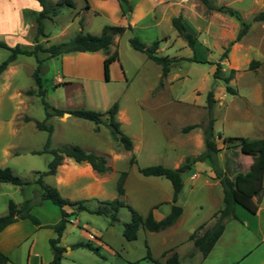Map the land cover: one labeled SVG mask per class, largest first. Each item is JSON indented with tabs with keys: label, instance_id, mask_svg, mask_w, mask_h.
<instances>
[{
	"label": "rangeland",
	"instance_id": "obj_1",
	"mask_svg": "<svg viewBox=\"0 0 264 264\" xmlns=\"http://www.w3.org/2000/svg\"><path fill=\"white\" fill-rule=\"evenodd\" d=\"M49 1L51 4L55 2ZM72 1V7L61 4L56 14L42 19L46 35H39L38 42L46 45L66 40L79 28L97 33L103 24L110 23L108 16L96 13L95 8H87L89 12H83L84 7H78L81 0ZM229 1L227 4L237 9L249 22L241 46L233 48L230 40L221 45V39L211 37L212 41L218 43L211 45L208 51L196 47L195 53L198 58L213 62L218 60L221 74L233 68L232 77L228 80L235 89L233 93L224 89L221 79L212 77L214 63L187 58L191 56V49L179 35L168 39V46H163V49H155L159 54L175 58L162 76L160 65L143 51L132 48L127 40L135 35L145 42L146 35L154 34L152 28L143 33L126 28L118 39L110 43L108 51L115 49L117 58L109 62L108 78L103 73L104 52L101 49L71 51L48 56L41 61L39 74L45 90L44 100L55 107L96 110H104L115 101V116L120 128L132 141L130 149H123L111 137L104 123H99L98 129L94 130V123L90 120L72 114L50 115L45 118L46 122L52 124L50 146L76 143L102 153L108 169L98 173L91 167H84L82 161L75 163L63 157L55 172L43 175V180L68 198L118 196L141 215L150 209L155 218L166 214L171 203L181 206L177 220L169 226L159 230L138 226L136 236L131 239L122 234L123 222L129 219L130 214L125 204L118 207L113 221L107 215L87 210L70 214L58 241L64 246L61 264H153L152 259L146 256L147 248L150 255L160 261L172 250L178 252V264H188L194 260L192 251L196 249L187 234L194 229L199 233L215 220L217 213L214 210L222 204L220 184L208 185L203 172L193 163L181 172L182 186L172 201V187L166 177L141 174L137 167L153 163L176 166L186 155L202 150L201 135L190 133L199 126L187 131H181V126L205 120L207 89L212 90L214 97L211 110L213 131L222 135L252 137L264 127V18L251 19L253 13L264 8V0ZM197 2L199 11L204 8L206 12H211L201 0ZM19 4L29 10L27 14L24 13L25 9L21 10V22L26 23L22 34L15 36V30H10L11 26L17 27L19 23L16 12H11L8 21L0 22V39L10 45L18 42L31 46L35 37L33 14L38 4L36 0H19ZM228 17L236 25L237 31L238 20L232 15ZM199 26L202 27V24L199 23ZM159 27L166 31L165 25L160 24ZM169 27L174 30L171 25ZM209 27L212 31L218 29L213 22ZM163 42L162 39L158 40L160 45ZM224 48L225 56L220 58ZM7 52V49L0 47V60ZM45 54L38 52V56ZM252 59L260 62L257 67L256 64L249 67ZM13 63L15 65L7 73L8 78L0 80V166L7 165L13 173L31 179L34 177L33 171L44 170L50 158L47 152H32L41 149L47 136L46 130L34 126L35 119H44V109L32 77L36 64L34 57L17 54ZM56 75L65 77L64 82H56ZM255 87L259 89L262 101L252 100L258 91ZM27 88L33 91L25 93ZM25 116L29 119H25ZM220 146L219 150H228L225 156L232 160L234 146L227 147L223 141ZM250 157L254 160L252 154L245 156L246 159ZM130 158L134 162L130 163ZM120 170H125L126 176L123 193L117 195L115 180ZM192 171L197 175L190 176ZM26 198L31 204L30 212L38 218L39 225L28 218H21L12 231L1 233V250L8 256L3 264H41L51 258L48 237L53 236L54 232L50 224L59 218V207L48 199H38L36 183L16 185L0 181V214L6 211L8 199L20 204ZM89 205L93 206L94 200H89ZM62 207L70 209L66 204ZM198 224L201 227L196 228ZM86 238L99 245L100 254L86 247L69 246Z\"/></svg>",
	"mask_w": 264,
	"mask_h": 264
},
{
	"label": "trees",
	"instance_id": "obj_2",
	"mask_svg": "<svg viewBox=\"0 0 264 264\" xmlns=\"http://www.w3.org/2000/svg\"><path fill=\"white\" fill-rule=\"evenodd\" d=\"M39 8L33 14V21L35 22V37L31 46L24 44L14 43L12 45L7 44L4 40L0 39V47L7 49L6 56L0 60V72L6 67L8 63L13 61L17 54L32 55L35 59V66L32 71L33 81L36 85V94L41 98V103L44 109V119L34 120V126L38 129H44L47 131L45 141L39 150H33L32 152L44 151L50 154V158L46 163L44 170H34V177L31 179L21 177L12 172L9 166H0V181L9 182L16 185L36 183L38 186V199H48L52 203L59 207V218L50 224L54 235L48 237V244L51 250V258L41 264H61V256L64 251V246L58 243L61 232L65 226V222L68 221V215L75 214L79 210H87L94 213H99L109 216L110 221L116 219V212L119 206L125 204L124 201L118 196L111 198L97 199L95 197H80V198H68L59 193L58 189L42 178L45 174H53L56 166L61 162L63 157H70L76 162L86 161L90 167L98 173L104 172L108 169L106 164V158L102 153L95 152L90 149H85L76 143L59 144L56 146H50V132L52 130V124L46 122L45 118L50 115H60L63 111H69L70 114L90 120L94 123V130L98 129L99 123L107 125L111 137L116 140L123 149H130L132 146L131 138L122 131L120 128V122L116 118L115 113L117 110V103L113 101L104 110H96L86 107H74V108H62L50 105L44 100V88L41 84V77L39 74V66L41 61L48 56L57 54H63L71 51H93L101 49L104 52L102 58V66L104 77L108 78V64L111 60L117 58V51L114 49L111 52L108 51L110 43L113 41L114 35H120L126 28H130L129 24H103L100 31L97 33H91L82 31L81 28L77 29L66 40H60L56 42H50L46 45L37 41L39 35L45 36L43 30V21L45 17L54 15L57 13L58 6L64 4L68 7L73 6L72 0H55L53 4L49 0H36ZM120 11L122 13L128 12L132 9L131 0H117ZM206 9L220 11L228 15L234 16L238 22L239 27L234 37L229 43L238 40L246 31L249 22L245 20L239 11L226 4H215L212 0H201ZM264 18V8L256 11L251 15L252 20H258ZM171 25L175 28L177 34L185 41V43L191 49V56L187 57L189 60L210 62L214 63V68L211 72L212 77L219 78L224 82V89L230 93L235 92L234 87L228 83V80L232 77L233 68H229L226 74H221V64L217 60L212 62L206 58H198L195 53V35L187 29L183 23L180 14L174 15L170 18ZM129 45L137 50L143 51L145 55L152 59L154 62L160 65V74L163 76L167 73L171 63L175 60L174 57H169L165 54H159L155 51L158 44V39H153L149 44H145L137 36L131 35L128 37ZM224 48L220 54V58L225 56ZM38 52L46 53L44 56H38ZM258 60L252 59L249 63V67L253 64H257ZM33 90L27 88L25 93H31ZM214 103V97L211 89H207L205 93V108L206 117L204 121L200 123H187L181 126V131H187L193 127L199 126L201 129L203 148L201 151L186 155L178 165L167 166L161 163H153L138 166L137 170L144 175H162L166 177L172 187L171 200H175L178 191L182 186L181 172L188 169L195 161H205L209 164L214 177L218 179L221 186V206L216 210L217 216L215 220L203 229L201 232L196 233V230H192L188 233L187 238L192 241L194 249L198 250L201 255H205L210 249L215 239L220 234L223 228V222L225 219L236 217L234 213V204L238 203L254 212L257 208V202L263 189L262 185V170L264 162V138L255 137L248 138L246 136H223V144L227 147L239 146L240 150L246 154H252L256 158V164L245 171H236L230 175L226 167L221 169L217 163V152L219 147L216 145L214 139L215 133L213 131L212 123L213 116L211 114L212 106ZM25 119H29L25 116ZM132 163L134 160L129 159ZM226 164V163H225ZM224 164V166H225ZM126 176L125 170H120L115 180V191L117 195L123 193V181ZM89 200H94V205H89ZM66 204L70 207L67 211L62 206ZM30 201L28 198L22 200L20 204H16L13 200H7V209L4 213L0 214V230L8 223L21 218H28L32 223L39 225L38 218L30 212ZM130 214L129 219L123 222L122 234L125 238L131 239L136 236V229L138 226L146 228L148 230L163 229L172 224L181 212V206L171 203L169 211L162 217L155 218L149 209L145 215L138 213L131 205L125 204ZM201 227L199 224L196 228ZM70 247L82 246L90 249L94 253L100 254L99 245L92 239L86 238L77 240L69 245ZM191 253V252H190ZM146 256L152 259L153 264H178V255L175 250H172L166 255L162 261L154 258L150 255L148 248L146 249ZM8 260V256L0 251V264H3Z\"/></svg>",
	"mask_w": 264,
	"mask_h": 264
},
{
	"label": "crops",
	"instance_id": "obj_3",
	"mask_svg": "<svg viewBox=\"0 0 264 264\" xmlns=\"http://www.w3.org/2000/svg\"><path fill=\"white\" fill-rule=\"evenodd\" d=\"M212 1L215 4L226 5H228L227 3L230 2L229 0ZM80 2L81 3L78 7H84V10H82L83 12H89L87 8H95L97 10L96 13L108 16V18L110 19V23L107 24H129L130 29L128 30H137L141 33H143V31L148 28L154 29V34L151 33L146 35V40L144 43L149 44L153 40L150 38L164 40L163 44H157V47L155 48L156 50H161L163 49V46H168L166 41L171 38L173 39V35H178L175 28L171 25L170 22V18L178 14H180L181 19L187 29L195 35V49L196 47H200L205 51H208L211 45L215 46L218 43V41L215 42L216 40L212 41V38L214 37L216 39H221L220 44L222 45L224 41L231 40L234 37L236 31V25L230 20L228 14L215 10H211V12L208 13L204 10V8L199 11L198 8H196V6L198 5L197 0H131L132 9L124 13L120 11L117 0H81ZM22 8L26 10L24 13L27 14V11H29L27 9L28 7L24 8V6H21L19 4V0H0L1 23L5 22V20H9V18L11 17V12H16L17 21L19 23L17 24V27L10 25V30H15V36L22 34V31L26 26V23H22L20 18ZM212 22L218 25V29L215 31L210 30L209 24H211ZM29 23L30 21L27 24ZM199 23L202 24V27L199 26ZM160 24L166 26V31H163L159 27ZM169 25H171L174 30H170ZM201 31L203 32V34H200ZM118 37L119 35H116L113 41L118 39ZM241 37L231 43L233 48H238L239 46H241V39L243 40V37ZM63 57L64 55H62V58ZM13 62L14 60L8 63L2 70V72H0V80L2 79V81H5L8 78L7 73H10L15 65ZM259 63L260 62L258 61V64H256L255 66L257 67ZM64 78L65 77H63L62 75H56L55 81L64 82ZM254 95L256 96L254 98L252 97V100L254 102L262 101L263 98L260 95L259 89L254 93ZM260 130L262 132L260 131L258 135L246 137L264 138V127H262ZM190 133H194L197 136H200L201 129L200 127H198L196 131H190ZM214 133L216 145L217 147H221L220 145L222 137L227 135H222L215 130ZM227 151L228 150H226V148H221L220 150H218L217 163L221 169H224V167H226V170L230 175H232L236 171H245L249 168H252L256 164L255 156L254 160H252L251 157L249 159H246L245 156H250V154L243 153L240 150L239 146L233 148V151L231 152V154H233L232 160L231 158H226L225 153ZM65 158L74 161L70 157ZM244 158L246 159V161L244 160ZM74 162L77 163L76 161ZM82 162L84 163V167H90L88 162ZM194 163L196 165V168H199L198 170H201L203 172L205 176L204 181L208 185L219 183L218 179L214 177V172L207 162L195 161ZM196 175L197 172L194 171H192L190 174V176ZM262 185L263 189L258 199L256 210L254 212H251L242 205L235 203L234 213L236 214V217L224 220L223 228L220 234L215 239L214 243L205 255L202 256L198 250H193L192 253H194V260L188 264H264V162L262 170ZM218 208H216L214 211H216ZM65 210L68 211V209ZM177 218L175 219V221L177 220ZM18 220L20 219H16L6 224L0 230V235L3 232L12 231L16 227ZM1 246L2 245L0 244V251L3 252L1 250Z\"/></svg>",
	"mask_w": 264,
	"mask_h": 264
},
{
	"label": "water",
	"instance_id": "obj_4",
	"mask_svg": "<svg viewBox=\"0 0 264 264\" xmlns=\"http://www.w3.org/2000/svg\"><path fill=\"white\" fill-rule=\"evenodd\" d=\"M62 114H63V115H64V114H70V112H69V111H63Z\"/></svg>",
	"mask_w": 264,
	"mask_h": 264
}]
</instances>
